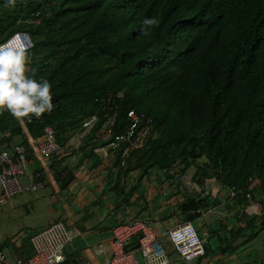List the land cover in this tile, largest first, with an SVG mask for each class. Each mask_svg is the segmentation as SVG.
Segmentation results:
<instances>
[{
    "label": "trees",
    "instance_id": "16d2710c",
    "mask_svg": "<svg viewBox=\"0 0 264 264\" xmlns=\"http://www.w3.org/2000/svg\"><path fill=\"white\" fill-rule=\"evenodd\" d=\"M5 4L0 0V41L28 31L29 74L51 84L53 111L24 121L34 139L52 126L65 146L97 115L85 142L108 145L136 123L131 140L114 149L126 175L194 168L199 186L215 178L235 187L241 209L257 199L264 209V0ZM151 17L159 26L145 37L142 21ZM143 132L140 146L130 149ZM55 176L60 184L73 180L64 170ZM204 206L190 196L180 209Z\"/></svg>",
    "mask_w": 264,
    "mask_h": 264
},
{
    "label": "crops",
    "instance_id": "0c3cea01",
    "mask_svg": "<svg viewBox=\"0 0 264 264\" xmlns=\"http://www.w3.org/2000/svg\"><path fill=\"white\" fill-rule=\"evenodd\" d=\"M18 122L7 110L0 113V153L12 152L17 145L28 150L26 140L30 144L31 134L21 122L22 132L16 131ZM85 135L80 132L74 136L61 153L45 160L46 165L28 155L23 185L34 180L44 182L45 187L16 194L0 207L12 220L9 230L15 236L6 243L13 261L29 254V240L37 230L63 221L76 231L65 249L67 262L104 263L111 256L110 241L116 225L149 220L166 246L168 264H264V219L242 212L243 205L228 198L227 188L215 178H207L199 186L194 180L195 169L184 173L183 166L152 168L143 176L138 170L126 175L125 161L121 162L124 166L116 164L115 148L99 144L95 147L106 148L96 150L85 142ZM41 139L43 135L35 140ZM63 170L65 177L73 179L69 184H60L55 176L56 171ZM190 196L204 199L206 206L184 213L180 205ZM184 221L193 222L206 239V253L194 262L180 258L164 236ZM137 247L134 237L130 248ZM0 251L10 264L15 263ZM137 256L143 261L139 252Z\"/></svg>",
    "mask_w": 264,
    "mask_h": 264
},
{
    "label": "built area",
    "instance_id": "2783aa9c",
    "mask_svg": "<svg viewBox=\"0 0 264 264\" xmlns=\"http://www.w3.org/2000/svg\"><path fill=\"white\" fill-rule=\"evenodd\" d=\"M29 1L43 0H16L18 3L25 4ZM19 34V39L15 43H28L30 41L31 48L34 46V40L31 34L26 30L16 31L0 44L12 40ZM29 49V50H30ZM134 119L136 115L133 111L129 113ZM97 115H93L84 121L85 132L93 127L97 121ZM113 125V120L111 122ZM134 123L126 135H116L114 140L108 144L112 148L119 146L124 140H131L134 134ZM111 133V128L108 129ZM146 136V132L139 133L138 140L132 142L130 149L140 146L142 138ZM71 138L68 144L73 142ZM31 155L34 159L41 160L45 165V160L61 153L63 146L58 142L56 131L52 126L44 129L43 139L36 141L30 136ZM99 147V146H98ZM95 147V148H98ZM94 148V150H95ZM106 147H100L96 150H104ZM127 148L124 152L127 153ZM28 150L17 145L12 152L2 151L0 153V207L6 205L16 194L23 193L26 190L34 191L45 187L42 181H31L30 184L24 186L21 178L25 174V168L29 161ZM197 187V186H196ZM228 198L233 199L236 195L235 187H228ZM250 216H261L264 213L260 202L251 201L247 207H243ZM76 231L64 223L57 221L48 227L37 230L31 235L29 240L30 252L25 257H18L14 264H76L75 262H67L65 249L73 241ZM164 236L172 244L177 255L188 261L194 262L206 253V239L197 230L191 221L181 222L164 233ZM136 237L138 240L137 248H130L132 239ZM111 256L104 263L98 261H85L81 264H148V256H161L169 263L167 249L158 235L152 228L149 220H135L129 223L119 224L113 228V238L110 241ZM137 252L140 253L141 259L138 258ZM0 264H10L6 255L0 251Z\"/></svg>",
    "mask_w": 264,
    "mask_h": 264
},
{
    "label": "clouds",
    "instance_id": "9594fccd",
    "mask_svg": "<svg viewBox=\"0 0 264 264\" xmlns=\"http://www.w3.org/2000/svg\"><path fill=\"white\" fill-rule=\"evenodd\" d=\"M16 0H6L5 7L14 8ZM159 26L156 17L144 18L141 34L149 37ZM19 34L0 44V113L7 110L17 121L23 123L33 117L39 119L54 109L51 84L47 80L37 81L30 73L31 63L28 43H15ZM148 264H166L161 256H148Z\"/></svg>",
    "mask_w": 264,
    "mask_h": 264
},
{
    "label": "rangeland",
    "instance_id": "374dc122",
    "mask_svg": "<svg viewBox=\"0 0 264 264\" xmlns=\"http://www.w3.org/2000/svg\"><path fill=\"white\" fill-rule=\"evenodd\" d=\"M262 201L264 203L263 198H262ZM11 222H12V220L8 219L7 214L3 213V211H0V249L3 250L8 255L11 262L14 263L15 261H13L12 257L9 255V251H10L9 248L11 249V247H10V245L7 246V243H6L8 238L15 236L14 235L15 233H13L12 230H9ZM20 224H22V222H20ZM142 263H143V261H142Z\"/></svg>",
    "mask_w": 264,
    "mask_h": 264
},
{
    "label": "water",
    "instance_id": "95a60500",
    "mask_svg": "<svg viewBox=\"0 0 264 264\" xmlns=\"http://www.w3.org/2000/svg\"><path fill=\"white\" fill-rule=\"evenodd\" d=\"M24 130L29 134V130L27 129L26 125L23 122ZM30 136V135H29Z\"/></svg>",
    "mask_w": 264,
    "mask_h": 264
}]
</instances>
